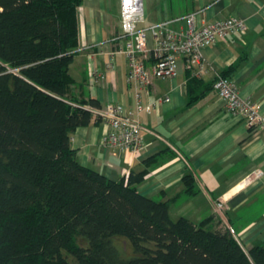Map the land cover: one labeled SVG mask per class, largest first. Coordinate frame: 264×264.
I'll return each mask as SVG.
<instances>
[{
    "label": "trees",
    "instance_id": "obj_1",
    "mask_svg": "<svg viewBox=\"0 0 264 264\" xmlns=\"http://www.w3.org/2000/svg\"><path fill=\"white\" fill-rule=\"evenodd\" d=\"M80 2L0 0V264H264V241L244 248L214 215L173 219L138 191L147 168L110 179L76 159L72 132L101 119L95 98L68 96Z\"/></svg>",
    "mask_w": 264,
    "mask_h": 264
},
{
    "label": "crops",
    "instance_id": "obj_2",
    "mask_svg": "<svg viewBox=\"0 0 264 264\" xmlns=\"http://www.w3.org/2000/svg\"><path fill=\"white\" fill-rule=\"evenodd\" d=\"M143 8L141 27L168 21L169 28L182 31L183 16L194 12L196 27L236 16L247 29L203 47L192 65L179 56L173 78H152L147 93L140 91L141 103L153 104L151 110L137 111L134 86L126 81L127 61L119 51V0H81L76 8L77 44L68 66L73 78L68 96H91L99 107L107 102L121 104L141 123L142 143L136 151L104 146L101 136L108 123L91 120L71 134L76 159L110 179L147 168L136 185L138 191L169 200L173 219L183 216L199 222L214 215L213 227L228 228L245 246L263 242L264 130L252 132L242 117L230 113L212 82L218 75L228 76L239 93L264 113V0H143ZM155 44L146 31V47L152 50ZM152 61L151 56L146 66ZM102 72L105 77L99 79ZM191 74L199 83L194 89L198 96L189 103L185 82ZM165 96L168 100H158ZM186 172L194 177L193 194L184 193ZM218 198L225 202L224 219L213 210Z\"/></svg>",
    "mask_w": 264,
    "mask_h": 264
},
{
    "label": "built area",
    "instance_id": "obj_3",
    "mask_svg": "<svg viewBox=\"0 0 264 264\" xmlns=\"http://www.w3.org/2000/svg\"><path fill=\"white\" fill-rule=\"evenodd\" d=\"M120 33L122 40L119 51L124 55L128 71L126 81L135 89L137 111L149 112L153 104H142L140 91L147 93V87L152 78H173L176 74V60L185 57L188 65L198 61L203 47L225 38L231 32L244 33L247 29L245 21L236 16L218 18L204 22L200 26L194 25V12L183 16L186 27L176 31L167 26L168 21H161L146 27L139 26L143 20V0H119ZM146 31H150L155 38L154 48L146 47ZM152 56L153 61L146 66V60ZM112 68L111 62L106 69ZM99 79H104L105 73H99ZM93 75L91 76V80ZM226 109L242 117L247 128L252 132L264 130V113L258 105L239 93L237 84L228 76L218 75L212 82ZM158 100H168V97ZM157 100V101H158ZM156 104V101L153 102ZM101 119L108 123V129L101 136V143L112 149L136 151L142 143V125L130 112L119 103L107 102L103 107H91ZM224 199L218 198L213 202L214 213L220 217L224 215Z\"/></svg>",
    "mask_w": 264,
    "mask_h": 264
},
{
    "label": "rangeland",
    "instance_id": "obj_4",
    "mask_svg": "<svg viewBox=\"0 0 264 264\" xmlns=\"http://www.w3.org/2000/svg\"><path fill=\"white\" fill-rule=\"evenodd\" d=\"M171 215L174 216L173 211H171ZM115 243H116L117 247L119 248V250L123 256H129L132 254V248H131V245L127 239L117 236L115 238ZM242 245L244 248H247V246H245L244 244H242Z\"/></svg>",
    "mask_w": 264,
    "mask_h": 264
}]
</instances>
